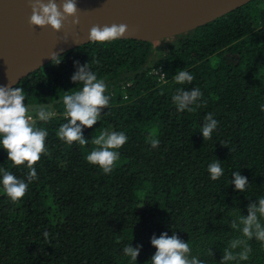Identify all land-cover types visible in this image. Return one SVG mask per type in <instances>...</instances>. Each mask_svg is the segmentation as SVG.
I'll return each mask as SVG.
<instances>
[{
	"label": "trees",
	"instance_id": "trees-1",
	"mask_svg": "<svg viewBox=\"0 0 264 264\" xmlns=\"http://www.w3.org/2000/svg\"><path fill=\"white\" fill-rule=\"evenodd\" d=\"M166 40L162 47L134 39L88 42L15 85L25 89V103L51 104L56 115L37 122L49 133L47 153L35 164L39 178L26 195L12 202L0 184V264H129L123 254L129 243L142 245L136 264H150L151 237L164 231L189 240L192 255L207 264H219L223 247L240 235L224 224L228 214L246 216L247 204L264 195V0ZM93 59L110 106L84 129L87 145L68 144L56 136L66 122L62 97L80 87L71 80L74 61ZM179 70L193 75L190 85L174 80ZM193 87L202 98L178 111L176 89ZM207 113L219 122L210 140L200 132ZM102 130L129 138L108 174L86 159ZM217 159L224 174L213 181L208 164ZM0 168L21 179L28 171L7 160L2 147ZM238 170L250 183L244 193L230 184ZM249 243L250 259L240 264H264V247Z\"/></svg>",
	"mask_w": 264,
	"mask_h": 264
},
{
	"label": "clouds",
	"instance_id": "clouds-1",
	"mask_svg": "<svg viewBox=\"0 0 264 264\" xmlns=\"http://www.w3.org/2000/svg\"><path fill=\"white\" fill-rule=\"evenodd\" d=\"M31 15L29 23L33 26H51L59 32L66 21L71 17L72 24L79 23L77 15V0H63L58 5L55 0H29ZM128 26L124 23L111 25H92L89 29L88 40L93 43H106L124 37ZM51 62L59 65L62 62L61 55L52 52ZM99 60L93 59L80 64L74 61L76 71L71 80L80 87L75 91L65 92L62 97L64 106V119L56 131V136L68 143L77 142L79 145H87L89 139L84 135L85 128H92L101 119L104 109L110 106V95L106 94L108 85L104 79L98 78L92 70L93 64H99ZM194 77L189 71L179 70L174 75V80L181 85H190ZM203 96L199 88H177L172 96V101L178 111L191 110V105L197 103ZM26 95L23 87L0 85V147L7 152V160L14 166H25L28 171L25 178H18L13 172L0 168V184L3 191L12 202L21 200L27 193L29 185L37 180L38 174L35 164L47 153L46 139L49 135L44 127H38L37 122L47 124L56 113L53 106L40 102L29 105L25 103ZM264 111V104L260 105ZM218 121L212 113H207L200 129L204 140L212 139V133L218 126ZM128 136L123 131L102 130L98 136H93L91 143L97 147L86 157L87 162L98 165L103 173L108 174L113 170L115 162L119 159V151L128 142ZM150 144L153 148L160 145L159 139L152 138ZM230 151V150H229ZM208 172L213 181L219 180L224 174V168L220 160H214L208 164ZM231 183L235 189L244 193L249 186V180L241 172L233 171ZM249 199V198H248ZM230 218V219H229ZM224 224L240 235L230 239L222 249V258L219 264H240L248 261L252 254L249 241L255 239L264 247V195L258 196L256 201L247 204V215L241 210L239 215L228 214ZM44 238H49V232L44 231ZM119 242V241H117ZM151 245L156 249L150 257V264H207V261L192 255L190 242L183 240L176 231L169 235L167 231L159 236L151 237ZM142 245L133 247L131 243L123 248V254L130 258L129 264H136ZM208 255L213 256L211 248Z\"/></svg>",
	"mask_w": 264,
	"mask_h": 264
},
{
	"label": "water",
	"instance_id": "water-1",
	"mask_svg": "<svg viewBox=\"0 0 264 264\" xmlns=\"http://www.w3.org/2000/svg\"><path fill=\"white\" fill-rule=\"evenodd\" d=\"M250 0H77L78 24L30 25L29 0H0V85L14 87L51 60L50 54L90 42L92 25L124 23L120 39L158 41L202 26ZM46 3L47 0H44ZM61 5L63 0H55Z\"/></svg>",
	"mask_w": 264,
	"mask_h": 264
},
{
	"label": "rangeland",
	"instance_id": "rangeland-1",
	"mask_svg": "<svg viewBox=\"0 0 264 264\" xmlns=\"http://www.w3.org/2000/svg\"><path fill=\"white\" fill-rule=\"evenodd\" d=\"M167 42H168V40H166V39H162V40H158L157 42H156V46H164L165 44H167Z\"/></svg>",
	"mask_w": 264,
	"mask_h": 264
},
{
	"label": "built area",
	"instance_id": "built-area-1",
	"mask_svg": "<svg viewBox=\"0 0 264 264\" xmlns=\"http://www.w3.org/2000/svg\"><path fill=\"white\" fill-rule=\"evenodd\" d=\"M155 73L159 74V75H160V77H163V73H162V72H160V70H156V71H155Z\"/></svg>",
	"mask_w": 264,
	"mask_h": 264
}]
</instances>
